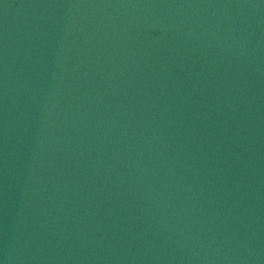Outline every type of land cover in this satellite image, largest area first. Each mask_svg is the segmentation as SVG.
I'll return each instance as SVG.
<instances>
[{
	"label": "water",
	"instance_id": "1",
	"mask_svg": "<svg viewBox=\"0 0 264 264\" xmlns=\"http://www.w3.org/2000/svg\"><path fill=\"white\" fill-rule=\"evenodd\" d=\"M0 264H264V0H0Z\"/></svg>",
	"mask_w": 264,
	"mask_h": 264
}]
</instances>
